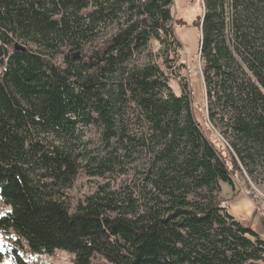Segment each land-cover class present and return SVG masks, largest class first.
I'll return each instance as SVG.
<instances>
[{
  "label": "trees",
  "instance_id": "obj_1",
  "mask_svg": "<svg viewBox=\"0 0 264 264\" xmlns=\"http://www.w3.org/2000/svg\"><path fill=\"white\" fill-rule=\"evenodd\" d=\"M175 3L0 0V231L30 257L264 264V240L218 198L264 167V0H199L192 20ZM189 28L202 76L177 96L159 63L138 61L155 39L181 77L177 30ZM85 127L101 133L88 153L74 143ZM81 173L110 182L72 212ZM17 248L0 245V264H26Z\"/></svg>",
  "mask_w": 264,
  "mask_h": 264
},
{
  "label": "rangeland",
  "instance_id": "obj_2",
  "mask_svg": "<svg viewBox=\"0 0 264 264\" xmlns=\"http://www.w3.org/2000/svg\"><path fill=\"white\" fill-rule=\"evenodd\" d=\"M199 0H176L175 6L172 11L175 13V17L185 15L186 19L192 20L194 17L201 12ZM188 14V15H186ZM119 30L118 26L111 25L102 35V40L94 43L93 45H88L82 52L83 56L90 54L91 49L96 46L102 45L109 37L116 34ZM199 32L195 28L189 29H178L177 35L180 40L185 44L183 48L177 52V62L176 66H181L182 63H185L187 66L183 68L181 66V77H177L175 69H170L166 66L165 61L162 57L163 54V46L160 42L153 39L149 46V55L147 57H143L140 61L141 64H146L149 61V56L152 57V61H155L161 65L164 73L170 79V86L173 92L177 96L183 95L182 90V82L188 83L189 79L192 77L195 80L194 86L198 89V79L202 76V61L199 55ZM28 47L33 50H38L37 46L33 43L28 44ZM161 55V56H160ZM61 64V62H58ZM198 101V99H197ZM205 115L207 116V111H205ZM81 139L74 141L78 145V149L82 152L88 153V151H94V149L99 148L100 136L101 133L94 127L82 129L80 132ZM216 135L223 138L218 131L215 132ZM78 150V151H79ZM246 182L239 183L235 182V188L233 189L231 186L225 183H221V191L218 194L219 200L223 202L224 208H229L231 214L235 215L236 219H238L244 226L250 228L257 232L261 238L264 240V167H260L255 174V177H251L249 173L245 170ZM122 178L121 180H124ZM106 182H110L109 180H101V179H90L84 173H81L76 180L74 187L67 191L68 199H64V201L68 202L71 205L72 212H74L76 208V201L79 199H84L88 195H92L95 193L98 184H105ZM119 183V182H118ZM115 185L114 180H112V185ZM241 192V196L231 202L226 206L225 201L231 200L235 194ZM1 204V203H0ZM1 211L3 213L8 211V208L3 204L0 205ZM0 245L3 249L7 251H11L14 247H19L21 252H23L24 262L26 264H72L74 259V255L69 254L67 252L56 251L51 257H30L25 250H22L20 245L16 242L13 236H4L0 231ZM9 245V246H8ZM17 248V249H19ZM1 264H17L15 255L11 254L9 257L5 258ZM95 264H103V262L95 261Z\"/></svg>",
  "mask_w": 264,
  "mask_h": 264
}]
</instances>
